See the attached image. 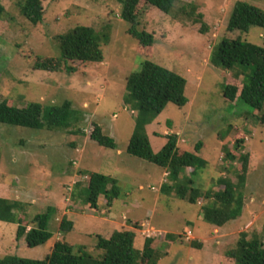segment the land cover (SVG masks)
<instances>
[{"label": "rangeland", "instance_id": "obj_1", "mask_svg": "<svg viewBox=\"0 0 264 264\" xmlns=\"http://www.w3.org/2000/svg\"><path fill=\"white\" fill-rule=\"evenodd\" d=\"M21 1L0 0L5 8L0 23V103L7 101L21 109L30 103L46 108L70 102L77 122L53 130L0 124V198L22 208L17 215L27 228L35 215L54 209L48 226L52 238L34 248L16 240V223L0 221V258L43 260L57 240L83 246L99 257L97 236L108 239L119 228L109 220L112 215L116 221L125 217L121 230H128L133 220L145 224L136 234L134 247L142 250L143 232L149 231L151 247L159 255L156 264H217L215 256L218 264H233L225 254L235 248L241 233L264 241V126L250 107L242 102L229 104L222 97L229 77L237 75L245 82L252 68L236 65L224 70L210 62L212 50L223 38L263 46L264 30L252 27L247 33H231L227 21L236 2H249L264 11V1L178 0L195 7L194 17L201 15L198 23L174 19L140 2L136 29L153 35L151 49L141 48L127 33L131 25L120 18V0H42V20L36 26L20 14ZM76 26L90 27L99 36L102 62L67 61L58 71L35 68L43 61L54 65L61 56L57 37ZM143 60L186 81V106L168 104L144 127L153 153L161 150L169 134L177 135L179 153L193 152L200 142L198 156L206 168L193 181L201 192L222 189L217 184L222 178L235 181L241 172L239 156L249 157L245 185L238 189L244 201L242 215L222 228L201 219L203 200L189 204L176 198L174 188L161 193V185L168 182L164 170L126 152L139 116L136 106L125 102L126 83ZM237 80L231 82L239 92ZM95 126L113 138L115 150L90 139ZM240 139L243 142L237 144ZM228 150L235 155L232 163L225 158ZM90 173L114 181L120 195L112 206L104 205L102 197L99 210L93 211L81 197L72 196ZM190 173L187 169L186 175ZM187 183L183 176L175 185ZM63 218L74 226L66 234L60 232Z\"/></svg>", "mask_w": 264, "mask_h": 264}, {"label": "trees", "instance_id": "obj_2", "mask_svg": "<svg viewBox=\"0 0 264 264\" xmlns=\"http://www.w3.org/2000/svg\"><path fill=\"white\" fill-rule=\"evenodd\" d=\"M41 1L23 0L18 4L22 17L33 26L42 20ZM140 2L174 19H187L192 23L201 21V15L194 17L193 5L179 3L178 0H120V18L131 25L127 33L138 41L141 48H150L154 40L153 35L136 29L138 16L136 9ZM4 14L5 8L0 3V23ZM252 27L264 30V11L249 2H236L227 21V31L247 33ZM57 40L61 50L60 58L55 59L53 66L43 61L35 63V68L58 71L62 68V63L67 61L101 63L103 60L100 38L90 27L76 26L58 36ZM262 41L263 46L260 47L239 38H223L212 50L210 62L214 67L224 70H231L236 65L252 68L245 82L239 81L237 75L235 78L229 77L228 83L222 90V97L229 104L242 102L250 107L255 112L254 118L264 126V35ZM235 80L241 84L239 92L238 87L231 82ZM185 86L186 81L181 76L149 60L141 62L139 70L131 74L126 83L125 102L136 106L139 112L126 152L166 171L168 182L165 181L161 185V193L166 194L174 188L176 198L189 204L197 205L199 200H203L200 207L201 219L213 227L222 228L242 215L244 201L238 189L245 185L249 157L239 156L241 172L237 173L235 181L222 178L217 181L222 189L216 192L212 189L201 192L193 181L194 177L206 168V162L198 156L201 143L194 146L193 152L184 150L179 153L177 135L169 134L165 136L166 143L161 150L153 153L148 137L144 133V127L151 123L168 104H174L179 108L186 106L188 100L184 96ZM72 122H77V112L72 110L70 102L46 108H42L38 103H30L21 109L9 105L7 101L0 103V124L35 130H53L69 128ZM90 139L105 149H116L113 139L104 135L99 126L94 127ZM242 142L243 139H240L237 144ZM234 148L236 149L237 145ZM225 158L232 163L235 155L228 150ZM187 169H191L189 175H186ZM183 176L187 177L188 183L176 186L175 183L177 184ZM169 182L171 184H168ZM78 187H80L79 191L73 192L72 196L82 198L81 200L92 209L97 208L100 196L104 197L111 206L113 200L120 195L113 180L97 173H90L84 184H79ZM21 210L16 202L0 198V221L17 224L16 240L23 239L27 247L31 248L46 244L53 235L48 226L54 209L35 215L29 228L22 225L21 219L18 218L17 212ZM72 225L71 221L63 218L60 232L66 234L72 231ZM132 227L140 230L141 224L134 222ZM135 237L136 233L133 230L115 231L108 239L97 236L96 249L102 251L99 257H93L83 246H73L57 240L43 260L4 256L0 258V264H156L159 255L151 247L153 240L146 238L140 251L134 247ZM195 246L200 248L199 244ZM225 257L233 264H264V241L258 235L248 238L245 233H241L235 248L226 252ZM214 259L218 264V256Z\"/></svg>", "mask_w": 264, "mask_h": 264}, {"label": "crops", "instance_id": "obj_3", "mask_svg": "<svg viewBox=\"0 0 264 264\" xmlns=\"http://www.w3.org/2000/svg\"><path fill=\"white\" fill-rule=\"evenodd\" d=\"M112 139H113V138H112ZM166 176H167V173H166V171L164 170L163 177L165 178ZM164 180H165V179H164ZM164 182H165V181H164ZM140 189H141V187H140ZM101 198H102V196L99 197V199H98V203H97V208H96V209H93V211H98V210H99V201L101 200ZM116 200H118V198H117ZM116 200H113V202L111 203V206L114 204V202H115ZM103 201H104V202H103L104 205L106 204L107 207H110V205L107 204V201H106L105 199H104ZM130 207L133 208V209L138 208L137 205H131ZM100 211L103 212V210H101V209H100ZM66 214H68V212H65V213H64V215H66ZM71 215H73V214H71ZM114 217H115V218H114ZM116 217H117V216L112 215V216L110 217L109 220H112V222L115 223L116 226H119L118 230H116V231H120L121 228H122V226L120 225V223H121L122 221H124L123 218L125 219V217L122 216V217H121V218H122L121 221H120V220H117V221H116ZM65 219H66V218H65ZM69 221H71V220L69 219ZM134 222H139V221H138V220H133L132 222L130 221L131 224H130V227L128 228V230H131V229H132V230L137 234L138 232H141V231H140V230H135V229H133V227H132V223H134ZM142 224H143V225H142ZM142 224H141V225L144 227L145 224H144V223H142ZM124 225H125V223H124ZM72 226H73V225H72ZM73 227H74V226H73ZM72 230H73V228H72ZM135 241H136V239H135Z\"/></svg>", "mask_w": 264, "mask_h": 264}, {"label": "built area", "instance_id": "obj_4", "mask_svg": "<svg viewBox=\"0 0 264 264\" xmlns=\"http://www.w3.org/2000/svg\"><path fill=\"white\" fill-rule=\"evenodd\" d=\"M147 233H148V234H147ZM147 233H146V232H145V233L143 232V234H146V238H152V237H151V234L149 235V231H148ZM186 239H187V240L190 239V232H188V234H187V236H186Z\"/></svg>", "mask_w": 264, "mask_h": 264}]
</instances>
